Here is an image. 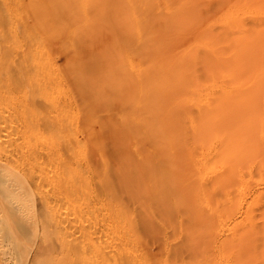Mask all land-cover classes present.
Returning a JSON list of instances; mask_svg holds the SVG:
<instances>
[{
  "label": "bare ground",
  "instance_id": "bare-ground-1",
  "mask_svg": "<svg viewBox=\"0 0 264 264\" xmlns=\"http://www.w3.org/2000/svg\"><path fill=\"white\" fill-rule=\"evenodd\" d=\"M261 180L264 0H0V264H264Z\"/></svg>",
  "mask_w": 264,
  "mask_h": 264
},
{
  "label": "rangeland",
  "instance_id": "rangeland-1",
  "mask_svg": "<svg viewBox=\"0 0 264 264\" xmlns=\"http://www.w3.org/2000/svg\"><path fill=\"white\" fill-rule=\"evenodd\" d=\"M256 188H257V190H258V188L259 189H264V180L257 181L255 183H253L252 187H250V190L247 193V196L250 197L251 195H253ZM175 240H176V238L172 237V235L169 232L163 233L162 241H161L163 250H162L161 253L165 254L172 247V244L174 243ZM10 263L12 264L11 261L9 262V264Z\"/></svg>",
  "mask_w": 264,
  "mask_h": 264
}]
</instances>
